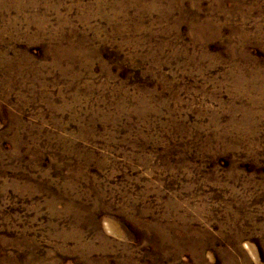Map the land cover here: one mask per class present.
<instances>
[{
	"label": "rangeland",
	"instance_id": "1",
	"mask_svg": "<svg viewBox=\"0 0 264 264\" xmlns=\"http://www.w3.org/2000/svg\"><path fill=\"white\" fill-rule=\"evenodd\" d=\"M0 264H264V0H0Z\"/></svg>",
	"mask_w": 264,
	"mask_h": 264
}]
</instances>
